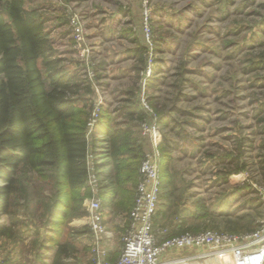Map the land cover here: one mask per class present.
Here are the masks:
<instances>
[{
  "label": "rangeland",
  "instance_id": "obj_1",
  "mask_svg": "<svg viewBox=\"0 0 264 264\" xmlns=\"http://www.w3.org/2000/svg\"><path fill=\"white\" fill-rule=\"evenodd\" d=\"M26 7L47 18L59 54L80 64V78L94 85L89 97L95 106L114 112L128 92L140 103L145 91L157 109L160 166L166 163L164 148L172 175L165 188L170 196L160 199L158 224L177 221L173 234H245L258 228L264 192V0H148L152 45L144 40L142 0H26ZM72 15L85 28L82 46L72 34ZM149 65L153 70L147 78ZM141 139L146 153L153 152L151 141L143 134ZM45 189L41 178L29 183L22 224L14 236L0 237L5 260L53 264L65 246L67 263L93 264L89 203L94 191L83 203L63 198L58 209L66 216H56V209L46 221ZM101 202L114 236L100 243L118 254L129 210L102 196ZM5 220L0 215V224ZM224 264L233 263L226 257Z\"/></svg>",
  "mask_w": 264,
  "mask_h": 264
},
{
  "label": "trees",
  "instance_id": "obj_2",
  "mask_svg": "<svg viewBox=\"0 0 264 264\" xmlns=\"http://www.w3.org/2000/svg\"><path fill=\"white\" fill-rule=\"evenodd\" d=\"M47 21L28 9L26 0H0V215L7 218L0 224V237L14 236L22 224V200L28 199L33 178L46 184V221L56 209V216H66L58 209L63 198L73 204L93 195L92 167L98 197L106 203L121 199L117 207L130 212L146 154L141 123L150 117L134 92L114 112L100 107L99 119L89 125L96 107L89 97L94 85L80 78L78 62L59 54ZM142 31L147 42L143 23ZM138 52L144 56V49ZM161 151L166 163L160 166V199L170 196L165 188L172 183L170 156ZM155 224L168 229L166 237L179 235L173 234L180 226L177 221L161 225L156 215ZM65 258L68 251L60 246L53 264H69Z\"/></svg>",
  "mask_w": 264,
  "mask_h": 264
},
{
  "label": "built area",
  "instance_id": "obj_3",
  "mask_svg": "<svg viewBox=\"0 0 264 264\" xmlns=\"http://www.w3.org/2000/svg\"><path fill=\"white\" fill-rule=\"evenodd\" d=\"M144 8L143 30L147 42L152 45L153 29L150 23L148 0H142ZM73 37L79 45L85 44V28L78 15L69 19ZM84 49V53H88ZM152 66L146 70L147 78L152 73ZM98 103L93 111L89 125L93 126L100 117ZM143 110L150 119L141 123L142 134L147 137L154 151L146 153L141 161L139 180L136 188L133 206L129 212L128 224L125 230L122 250L114 261L108 260L109 250L101 246L106 236L109 238L105 224V215L98 192V179L94 168H91L90 184L93 187L94 197L89 203L91 209L92 231L94 234L93 264H205L212 259L215 264H223L229 257L233 264H264V192H261L263 201V218L256 230L251 233L236 234L221 231L184 232L179 235L166 237L168 229L157 227L155 217L158 212L161 195V173L158 146L161 141L159 119L150 104L145 91L140 98ZM205 247L196 254L176 257L182 250ZM0 264H10L4 258L0 247Z\"/></svg>",
  "mask_w": 264,
  "mask_h": 264
},
{
  "label": "crops",
  "instance_id": "obj_4",
  "mask_svg": "<svg viewBox=\"0 0 264 264\" xmlns=\"http://www.w3.org/2000/svg\"><path fill=\"white\" fill-rule=\"evenodd\" d=\"M50 28V27H49ZM51 35H52V31H51ZM57 48V47H56ZM58 50V49H57ZM108 170H109V168H108ZM105 219H106V217H105ZM85 222V221H84ZM91 222V221H90ZM128 224V223H127ZM106 226H107V224H106ZM107 228H108V226H107ZM108 234H109V238H107L106 236L103 238L104 239V241L106 242V240L107 241H110L111 239H113V236H114V232H112V231H109V228H108ZM85 236V240H87V241H89V235L88 234H86V235H84ZM104 242V243H105ZM106 244V243H105ZM199 251H195V249H188V250H182V251H179V252H177L176 254H175V256L176 257H186V256H189V255H192V254H196V253H198ZM4 254V253H3ZM119 254H120V252L118 253V254H116L115 252L114 253H111L110 251H109V253H108V260H110V261H114L115 259H117V257L119 256Z\"/></svg>",
  "mask_w": 264,
  "mask_h": 264
},
{
  "label": "bare ground",
  "instance_id": "obj_5",
  "mask_svg": "<svg viewBox=\"0 0 264 264\" xmlns=\"http://www.w3.org/2000/svg\"><path fill=\"white\" fill-rule=\"evenodd\" d=\"M203 264H204V263H203ZM205 264H215V263H214V261H213L212 259H211V260L209 259V260L206 261ZM223 264H224V262H223Z\"/></svg>",
  "mask_w": 264,
  "mask_h": 264
}]
</instances>
